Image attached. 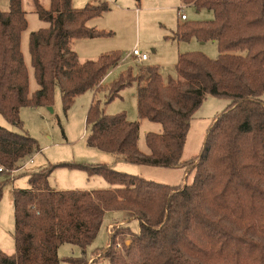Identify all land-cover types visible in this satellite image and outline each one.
Here are the masks:
<instances>
[{"label": "trees", "instance_id": "1", "mask_svg": "<svg viewBox=\"0 0 264 264\" xmlns=\"http://www.w3.org/2000/svg\"><path fill=\"white\" fill-rule=\"evenodd\" d=\"M33 1L39 18L50 25L30 34L39 85L32 93L22 52L28 28L23 0H9V10L0 9V113L7 121L22 128L21 109L53 106L57 87L67 112L89 90L105 89L111 101L137 82L139 119L162 126L161 132H146L148 152L139 147L141 121H131L126 112L108 114L96 99L87 116L88 146L136 164L191 167L195 175L192 183L176 186L107 164L60 163L32 171L30 187L14 190L16 252L0 250V264H60L65 243L84 253L69 257L70 263L91 264L86 248L111 211L140 221L138 233L126 226L110 237L100 257L112 264H264V0H181L212 11L214 18L183 21L173 37L216 41L218 57L184 52L174 74L164 76L158 66L136 73L128 68L108 87L104 79L121 54L81 62L73 41L111 34L88 24L109 11V4L75 8L72 0H50L46 8ZM209 96L231 103L208 128L200 153L183 160L193 117ZM40 150L29 133L0 125V163L8 172ZM58 166L102 176L112 186L52 189L49 178ZM6 181L0 182V202Z\"/></svg>", "mask_w": 264, "mask_h": 264}, {"label": "rangeland", "instance_id": "2", "mask_svg": "<svg viewBox=\"0 0 264 264\" xmlns=\"http://www.w3.org/2000/svg\"><path fill=\"white\" fill-rule=\"evenodd\" d=\"M102 1L109 4V11L101 17L94 18L88 24L99 31L111 34L95 38L75 39L73 48L77 51L81 62L96 60L99 56L107 53L117 52L121 54L122 59L111 68L106 79H104V87H108L107 85L128 68L136 73L148 65L158 66L164 76L174 74L178 57L184 52L200 51L210 58L218 57V47L212 42L200 46L197 40L190 43L181 42L180 44L176 40H172L178 25L182 23L180 19L182 13L189 17L188 21H209L214 18V14L210 10L198 11L194 6L182 4L180 0H73V4L75 8H83L88 4L96 5ZM41 2L46 8L49 7V0H41ZM23 8L26 12L28 28L22 34V52L29 72L30 91L32 93L39 88V85L35 79L31 63L30 34L41 28H47L50 24L39 18L33 0H23ZM0 9L8 11L9 0H0ZM135 48L148 54L149 60L141 63L134 58L132 52ZM137 87L138 83L134 82L125 87L119 97L111 101L108 100L107 90L102 89L98 92L89 90L78 96L67 112L64 111L61 89L57 87L54 104L51 106L53 111L45 106L38 109L34 107L21 109L20 115L24 123L22 128L8 122L0 113L1 126L16 132L29 133L37 139L41 147L40 152L33 156V162L27 163L23 169L16 171L13 175H10L9 172L0 174V182L8 180L4 186L3 197L0 202V250L7 254L16 252L14 190L30 187L28 173L32 171H39L60 163L107 164L116 170L137 174L157 182L176 186L192 183L195 169L191 167L184 175L183 171L174 168L116 160L112 153L88 146L87 138L90 128L87 124V116L93 100H100L101 107L108 114L126 112L129 119L130 117L136 118L130 119L131 121H137L140 120L136 96ZM209 97L212 98V96ZM221 99L227 102L229 100L227 98ZM140 121L142 124H140L139 147L146 148V132H161L162 127L160 123L147 119ZM200 121L202 120H193L188 133L184 148V158L187 160L200 153L205 140L206 131L203 129V122L201 126ZM147 150H149L148 147ZM107 160L109 163L106 162ZM49 182L58 190H85L88 185L97 189H108L112 186L102 176L89 177L84 170L67 166L55 167ZM121 221L127 222L134 233L140 231V221L128 215L127 212L112 211L106 213L97 236L86 248L87 259L95 257L91 264H112L109 258L99 257L104 254L109 245L110 237L113 235L110 226L114 225L115 234L121 228L126 227L125 224H120ZM125 237H127L126 234L124 237L120 235V239ZM117 247L121 249L122 246ZM83 255V250L77 245L65 243L59 248L60 264H73L67 260L69 257L78 258Z\"/></svg>", "mask_w": 264, "mask_h": 264}, {"label": "crops", "instance_id": "3", "mask_svg": "<svg viewBox=\"0 0 264 264\" xmlns=\"http://www.w3.org/2000/svg\"><path fill=\"white\" fill-rule=\"evenodd\" d=\"M72 2H73V0H72ZM103 2V1H102ZM180 2H181V0H180ZM100 3V2H99ZM182 3V2H181ZM49 5H50V0H49ZM73 6H74V4H73ZM191 6H193V5H191ZM46 7V6H45ZM195 8V7H194ZM180 19H181V21L183 22V21H186V20H182V18H181V16H180ZM93 20V19H92ZM92 20H90V21H92ZM187 20H189V17L187 16ZM89 21V22H90ZM172 40H176L177 42H179V44L181 43V42H188V43H190V42H192V41H194V40H197V39H192V40H190V41H183V40H179V39H177V38H175V37H173L172 36ZM197 42H198V44L201 46V45H204L205 43H208V42H212V43H214L215 45H217V43H216V41H207V42H201V41H199V40H197ZM201 42V43H200ZM149 56V55H148ZM147 60H149V57H148V59ZM106 79V78H105ZM137 89H138V87H137ZM137 92V91H136ZM211 97H208L207 99H206V101L203 103V105L201 106V108L195 113V115H194V117H193V120H197V119H201L202 121H200V124H201V126H202V122H203V125H204V128L203 129H205V131H206V133H207V130H208V128L210 127V125L213 123V121H214V119L216 118V117H218V115H220L221 113H222V111L231 103V101H229L228 100V102L226 101V100H222L221 98L220 99H218L217 97H212L211 99H210ZM263 100H264V96H263ZM38 108H40V107H37L36 109H38ZM23 109V108H22ZM22 111V110H21ZM130 119H136V118H131L130 117ZM193 120H192V122H193ZM211 121V122H210ZM140 124H142V123H140ZM191 125H192V123H191ZM162 127V126H161ZM192 127V126H191ZM161 131V130H160ZM149 132V131H148ZM143 151H145V152H148V150H147V147L145 148H141ZM185 152V151H184ZM184 152H183V159L184 160H187L186 158H184ZM115 157V156H114ZM116 158V157H115ZM116 160H120V161H124L125 159L124 158H116ZM127 161V160H126ZM107 163H109V161L107 160L106 161ZM112 163V162H111ZM110 163V164H111ZM112 165V164H111ZM114 166H115V164H113ZM175 170H181V171H183L184 172V175L185 174H187V172H186V169L183 167V166H179V167H176V168H174ZM50 186H51V188L52 189H56V190H58L57 188H55V187H53L51 184H50ZM97 188L96 187H93V186H91V185H88L87 186V188L85 189V190H89V191H92V190H96ZM112 212V211H111ZM108 213V212H107ZM128 215H129V213H127ZM120 224H125L126 226H128L127 225V222H125V221H121L120 222ZM129 227V226H128ZM107 248V247H106ZM93 258H95V257H91L90 258V262L93 260ZM99 258H101V257H99ZM95 260V259H94ZM96 261V260H95Z\"/></svg>", "mask_w": 264, "mask_h": 264}, {"label": "built area", "instance_id": "4", "mask_svg": "<svg viewBox=\"0 0 264 264\" xmlns=\"http://www.w3.org/2000/svg\"><path fill=\"white\" fill-rule=\"evenodd\" d=\"M181 18H182V20H187V15L185 14V13H182L181 14ZM132 55H133V57L134 58H136L139 62H144V61H146L147 59H148V54H146V53H143L142 51H140L138 48H135L134 50H133V52H132ZM29 160V161H28ZM19 169H15V170H11V171H9V173H10V175H13V174H15L16 173V171H18V170H20V169H23L25 166H26V164L27 163H29V162H33V157H31L30 159H28ZM5 172H8L7 171V169H6V167L3 165V164H1L0 163V174L1 173H5ZM110 228H111V233H113V235L115 234L114 232H115V230H114V225H111L110 226ZM113 235H111V236H113ZM109 246V245H108ZM107 246V247H108Z\"/></svg>", "mask_w": 264, "mask_h": 264}, {"label": "water", "instance_id": "5", "mask_svg": "<svg viewBox=\"0 0 264 264\" xmlns=\"http://www.w3.org/2000/svg\"><path fill=\"white\" fill-rule=\"evenodd\" d=\"M51 111H53V108L52 107H48Z\"/></svg>", "mask_w": 264, "mask_h": 264}]
</instances>
